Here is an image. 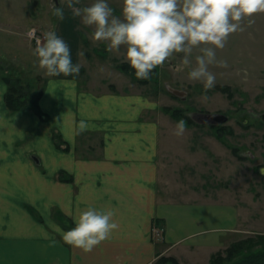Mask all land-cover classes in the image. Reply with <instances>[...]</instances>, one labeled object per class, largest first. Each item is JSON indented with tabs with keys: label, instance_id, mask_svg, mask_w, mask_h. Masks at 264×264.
<instances>
[{
	"label": "crops",
	"instance_id": "crops-1",
	"mask_svg": "<svg viewBox=\"0 0 264 264\" xmlns=\"http://www.w3.org/2000/svg\"><path fill=\"white\" fill-rule=\"evenodd\" d=\"M11 1L9 11L21 20L12 30L19 48L33 52L36 41L27 32L38 22L40 31L54 28L64 36L81 68L70 75L45 69L34 77L42 82L43 114L33 107L9 109L10 68H2L0 264H157L161 257L210 264L237 234L240 212L224 198H211L207 186L198 191L170 183L173 166L161 158L163 150L169 155L170 141H161L159 114L150 116L160 111L159 102L135 72L133 81L132 71L120 68L124 63L114 67L109 58L123 55V46L109 52L96 42L67 0L63 20L53 14L52 0ZM163 174L169 187L184 190L182 198L161 195ZM89 204L114 208L119 228L84 251L65 242L56 225L74 227L77 209Z\"/></svg>",
	"mask_w": 264,
	"mask_h": 264
},
{
	"label": "rangeland",
	"instance_id": "rangeland-1",
	"mask_svg": "<svg viewBox=\"0 0 264 264\" xmlns=\"http://www.w3.org/2000/svg\"><path fill=\"white\" fill-rule=\"evenodd\" d=\"M112 6L117 15L122 14L121 3L114 2ZM3 7L0 12V46L3 48L0 74H4L2 68L9 67L10 73L5 75L20 78L25 87L33 83L30 91L35 96L42 82L33 81L34 77L45 69L41 68L29 46L27 51L24 44L20 48L17 46L18 36H14L12 30L21 20L9 11L12 1L3 0ZM243 24V31L231 34L226 46L217 49V58L226 59L228 66L210 65L216 73L213 88L205 89L201 81L189 79L187 67L178 68L183 53L157 66L150 78L141 79L142 89L159 102L160 111L150 116L159 114L161 117V141H170L169 155L164 150L161 155L163 162L173 166L170 183L181 181L184 186L198 191L202 185L207 186L211 198H224L240 212L238 232L231 235L230 243L222 250L223 255L235 242L264 237V172L261 171L264 169V13L256 14L251 25L247 20ZM36 25L29 23L33 27L28 32L35 28L43 35V29L40 31ZM83 28L85 32L94 30V26L85 24ZM196 54L194 50L193 58ZM113 56L114 52L109 58L112 64L116 63L114 67L128 63L125 53ZM132 73L129 77L134 81ZM212 113H223L228 121L212 123L209 117ZM180 118L187 120V128L183 135L177 136L175 126ZM170 185L164 175L160 181L161 195L182 198L184 190ZM167 262L158 264H176Z\"/></svg>",
	"mask_w": 264,
	"mask_h": 264
},
{
	"label": "clouds",
	"instance_id": "clouds-1",
	"mask_svg": "<svg viewBox=\"0 0 264 264\" xmlns=\"http://www.w3.org/2000/svg\"><path fill=\"white\" fill-rule=\"evenodd\" d=\"M122 14L117 15L111 0H67L68 7L83 24L94 26L92 38L106 43L109 52L124 49L125 59L135 75L148 79L157 66L176 54L183 53L178 68H188V78L201 81L205 89L216 83L210 65L228 66L226 59L217 58L231 34L243 31V21L251 25L255 15L264 13V0H122ZM64 0L57 6L52 0L53 14L63 20ZM81 5V6H78ZM34 31V30H33ZM31 34V33H30ZM198 54L193 58V52ZM33 53L48 74L79 73L69 42L54 28L36 37ZM187 120L176 121L175 134L183 135ZM264 172V169H261ZM114 208L89 204L78 208L74 227L56 225L65 242L84 251H91L108 239L119 223Z\"/></svg>",
	"mask_w": 264,
	"mask_h": 264
},
{
	"label": "trees",
	"instance_id": "trees-1",
	"mask_svg": "<svg viewBox=\"0 0 264 264\" xmlns=\"http://www.w3.org/2000/svg\"><path fill=\"white\" fill-rule=\"evenodd\" d=\"M120 68L128 72H135V69L128 63H124ZM5 80L9 85L5 99L11 111L33 107L37 113L43 114L38 103L43 91L42 88L33 96L32 91H30L33 88V83L29 87H25L21 83L20 78L16 77L13 79V77H8L7 75L5 76ZM139 81L141 82V78H139ZM165 110L168 111L169 109ZM172 115L177 117L175 112ZM225 251V255L222 254V251L213 254L210 264H264V237H252L240 240L232 244ZM168 260L169 258L161 257L158 263Z\"/></svg>",
	"mask_w": 264,
	"mask_h": 264
},
{
	"label": "water",
	"instance_id": "water-1",
	"mask_svg": "<svg viewBox=\"0 0 264 264\" xmlns=\"http://www.w3.org/2000/svg\"><path fill=\"white\" fill-rule=\"evenodd\" d=\"M209 117L212 123H223L228 121V116L223 113H212L209 114Z\"/></svg>",
	"mask_w": 264,
	"mask_h": 264
},
{
	"label": "built area",
	"instance_id": "built-area-1",
	"mask_svg": "<svg viewBox=\"0 0 264 264\" xmlns=\"http://www.w3.org/2000/svg\"><path fill=\"white\" fill-rule=\"evenodd\" d=\"M34 30V31H33ZM31 33V34H30ZM41 33L38 34V31L35 28H32L29 32H28V36L36 41V37L40 36L42 37V35H40ZM155 231H160L159 229L155 228Z\"/></svg>",
	"mask_w": 264,
	"mask_h": 264
}]
</instances>
